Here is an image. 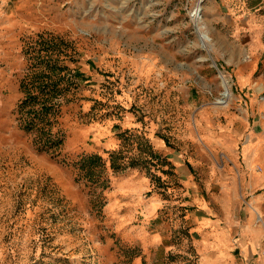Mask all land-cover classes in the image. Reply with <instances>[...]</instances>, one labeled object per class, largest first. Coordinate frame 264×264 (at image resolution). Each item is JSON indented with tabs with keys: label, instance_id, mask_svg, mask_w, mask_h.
Masks as SVG:
<instances>
[{
	"label": "rangeland",
	"instance_id": "obj_1",
	"mask_svg": "<svg viewBox=\"0 0 264 264\" xmlns=\"http://www.w3.org/2000/svg\"><path fill=\"white\" fill-rule=\"evenodd\" d=\"M199 1L0 0V264H255L264 241L203 251L179 174L196 194L233 170L240 229L239 177L251 157L264 173V0H202L198 18ZM41 38L68 67L52 148L17 115Z\"/></svg>",
	"mask_w": 264,
	"mask_h": 264
},
{
	"label": "crops",
	"instance_id": "obj_2",
	"mask_svg": "<svg viewBox=\"0 0 264 264\" xmlns=\"http://www.w3.org/2000/svg\"><path fill=\"white\" fill-rule=\"evenodd\" d=\"M2 93V92H1ZM252 142V141H251ZM251 142H247L246 152L250 153L255 150ZM251 167L248 177H239L240 185L243 184L245 192L251 195L249 207L245 209V220L240 229L235 228L238 224L236 208H232V202L237 198V176L232 170H220V176L208 180L205 187L199 193L194 194L195 184L193 181V173L182 167L180 170V185L184 196L182 197L183 206H197V219L194 221L200 228L198 233L202 240L200 242L203 251L205 249H213L219 257H221L223 245H230L233 238L237 237V245L241 248V252L249 258L259 251L264 241V192H257L264 187V173L257 171L254 157L250 159ZM230 163V162H229ZM230 165V164H229ZM261 165V164H260ZM182 166V163H181ZM262 166V165H261ZM182 178V179H181ZM227 179H229L228 182ZM213 183H218V189L212 188ZM208 184V185H206ZM242 187V186H241ZM243 192V190H242ZM257 192V194H255ZM222 195L231 196L229 212L223 214V209L226 208ZM157 194L153 195L149 200L152 207L158 204L161 200ZM234 199V200H233ZM233 210V212H232ZM262 218H258V217ZM262 250H260L261 252ZM261 254V253H260ZM255 264H264V255L261 254L255 261Z\"/></svg>",
	"mask_w": 264,
	"mask_h": 264
},
{
	"label": "trees",
	"instance_id": "obj_3",
	"mask_svg": "<svg viewBox=\"0 0 264 264\" xmlns=\"http://www.w3.org/2000/svg\"><path fill=\"white\" fill-rule=\"evenodd\" d=\"M61 51L54 57L52 42L44 38L38 44H28L25 48L28 58L33 61L32 69L24 74L20 82L23 96L17 104V115L24 129L38 130L36 142L41 148L59 147L63 140L52 129L60 111V98L68 89L64 83L67 76L64 70L68 67L59 63ZM82 74L79 69L75 70L76 76ZM100 159V155H91L84 157L83 162L93 164Z\"/></svg>",
	"mask_w": 264,
	"mask_h": 264
},
{
	"label": "bare ground",
	"instance_id": "obj_4",
	"mask_svg": "<svg viewBox=\"0 0 264 264\" xmlns=\"http://www.w3.org/2000/svg\"><path fill=\"white\" fill-rule=\"evenodd\" d=\"M202 0H200L199 2H198V4L196 5V7H195V15H197L198 16V18L200 17V14H201V11H202ZM204 31V30H203ZM203 31H202V33H203ZM202 35V34H201ZM208 39V38H207ZM223 84L225 85V87H226V91L224 92V94L225 95H227L228 96V98H230L231 96H232V90H231V86H230V83H229V80L228 79H226V78H224V80H223Z\"/></svg>",
	"mask_w": 264,
	"mask_h": 264
},
{
	"label": "built area",
	"instance_id": "obj_5",
	"mask_svg": "<svg viewBox=\"0 0 264 264\" xmlns=\"http://www.w3.org/2000/svg\"><path fill=\"white\" fill-rule=\"evenodd\" d=\"M259 218H261V217L259 216ZM261 254H263V255H264V249H262V251H261Z\"/></svg>",
	"mask_w": 264,
	"mask_h": 264
}]
</instances>
